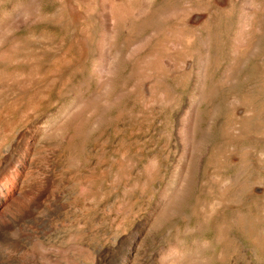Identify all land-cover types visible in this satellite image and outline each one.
<instances>
[{"label":"rangeland","instance_id":"374dc122","mask_svg":"<svg viewBox=\"0 0 264 264\" xmlns=\"http://www.w3.org/2000/svg\"><path fill=\"white\" fill-rule=\"evenodd\" d=\"M220 1L0 0V264H264V0L248 50Z\"/></svg>","mask_w":264,"mask_h":264},{"label":"bare ground","instance_id":"6f19581e","mask_svg":"<svg viewBox=\"0 0 264 264\" xmlns=\"http://www.w3.org/2000/svg\"><path fill=\"white\" fill-rule=\"evenodd\" d=\"M237 2V10L239 11V15H238V25H237V30H236V33H235V36H234V46L237 50L239 49H242V48H245V49H250L251 48V42L249 43L246 39V34H247V31L250 29L251 27V20L249 21L248 19H250L249 17L251 16L250 14H252L253 12L255 13V6L253 5L252 3V0H235ZM225 2V0H221L219 3L223 4ZM262 5V3L260 4ZM264 5H262V8ZM264 10V9H263ZM257 11V10H256ZM259 11V10H258ZM253 13V15H254ZM257 13V12H256ZM179 9L177 8H172L171 10H169V12L166 14V17L167 18H170V19H177L178 16H179ZM257 16V15H256ZM252 18V16H251ZM255 17L253 16V19ZM255 21V20H253ZM258 22V21H257ZM254 23V22H253ZM161 28V27H160ZM160 28H157L154 32V34H158L161 32V29ZM258 28L257 24L256 25H253L252 27V30L257 31L256 29ZM160 29V31H159ZM248 36H250L249 34H247ZM252 35V34H251ZM164 37L163 39L159 40L161 41L160 44H159V49L157 50V52L160 50V48L162 49H166V50H171V51H178L179 48H181V42L179 40V36L176 32V30L174 28L172 29H169L165 32L164 34ZM249 38V37H248ZM160 52V51H159ZM159 59V58H158ZM159 61H161L160 63H162L164 60L163 59H159ZM171 61V65H176L177 66V62L173 59L170 60ZM169 61V62H170ZM235 65V64H234ZM171 66V67H173ZM162 66L159 67V70L161 69ZM230 69V68H229ZM199 72V71H197ZM200 72H203V71H200ZM199 74V73H198ZM228 75V74H227ZM200 76V75H199ZM204 76V75H203ZM198 77V76H197ZM200 78V77H198ZM204 80V79H203ZM200 81V80H199ZM228 81V80H227ZM201 83V82H200ZM190 121V120H189ZM186 132V131H185ZM191 137V139L193 138V132H192V127L189 128V133H188ZM184 136V135H183ZM187 140V139H186ZM4 158V157H3ZM2 158V159H3ZM12 158V156H11ZM14 158V157H13ZM13 160V159H12ZM12 166H14V168H18L19 167V161L17 159H15L12 163H11ZM33 165V164H32ZM4 165H2V163L0 164V173H1V170L3 168ZM6 170V169H5ZM9 170V169H8ZM14 170V169H13ZM12 170V171H13ZM17 173V172H16ZM15 173V174H16ZM14 175V174H13ZM12 175V176H13ZM19 175V173H18ZM17 176V174H16ZM13 178V177H12ZM18 178V177H16ZM15 179V178H14ZM16 180V179H15ZM21 180V179H20ZM14 181V180H13ZM12 181V182H13ZM24 181V180H23ZM18 182V181H17ZM11 184V183H10ZM227 182L223 183L221 185V191L223 192V189L227 186ZM3 184L0 183V203L2 201V186ZM9 186V184H7ZM18 185V184H17ZM13 186V185H12ZM15 186V185H14ZM4 187V185H3ZM20 187V186H19ZM24 187V186H23ZM31 187V186H30ZM9 188V187H8ZM13 190V188H11ZM29 189V188H27ZM4 190H5V187H4ZM3 190V191H4ZM227 190V189H226ZM17 191V190H16ZM19 191H22V190H19ZM8 192V191H7ZM6 192V193H7ZM166 192V191H165ZM164 192V193H165ZM13 193V192H12ZM17 193V192H16ZM18 194V193H17ZM16 194V195H17ZM35 194V193H34ZM163 194V193H162ZM8 195V194H7ZM15 195V196H16ZM24 195V194H22ZM13 196V197H15ZM19 196V195H18ZM6 196H4L5 198ZM3 200L5 201L6 199ZM25 198V197H24ZM28 198V197H26ZM164 198H166L164 196ZM162 199V202H165L166 199ZM23 201V200H22ZM10 202V201H9ZM21 202V201H19ZM18 202V203H19ZM22 203V202H21ZM24 203V201H23ZM27 203V202H26ZM25 203V205H26ZM163 204V203H162ZM11 205V204H10ZM13 205V204H12ZM19 205V204H18ZM34 206V205H33ZM21 207V206H20ZM27 207V206H26ZM32 207V206H31ZM18 208V207H17ZM21 209V208H20ZM34 209V208H33ZM10 210V209H9ZM22 211V210H21ZM21 211L20 214H21ZM3 212V211H2ZM17 215V214H15ZM4 216V215H3ZM24 217V216H23ZM64 218V217H63ZM25 219V218H24ZM59 221V220H58ZM8 227L5 228V224H3V219L0 218V242L2 241V238L5 236V234H7L6 230L10 228V232H9V236H10V241L8 244H10L12 246V249L17 252V248L19 246V224H20V219L19 217L17 216H8ZM23 233V232H22ZM79 233V232H78ZM56 236V235H55ZM59 236V235H58ZM63 236V235H62ZM29 240V239H28ZM64 240V239H63ZM24 241V240H23ZM30 242V241H29ZM44 242V241H43ZM55 245V244H54ZM66 245V244H65ZM59 246V245H58ZM35 247V246H34ZM171 247H174V246H171ZM43 248V247H42ZM35 249V248H34ZM128 249V248H127ZM130 249V247H129ZM129 249L127 250V253L129 251ZM132 250V249H131ZM40 251V250H39ZM126 251V250H125ZM114 252V251H113ZM130 252V251H129ZM167 254V253H166ZM169 255L166 257L165 259V264H187V261H188V256H190L188 253H185L184 251H182V249H180L179 247H177V245L171 250V253H168ZM7 256V255H6ZM130 257V256H129ZM56 258V257H55ZM58 258V257H57ZM56 258V259H57ZM60 258V257H59ZM123 258V257H122ZM126 258V256L124 257ZM47 259V258H46ZM45 259V260H46ZM51 259V258H50ZM41 260V259H39ZM127 260V259H126ZM125 260V261H126ZM4 261V260H3ZM48 261V260H47ZM51 261V260H50ZM128 261V260H127ZM61 262V261H59ZM1 263V262H0ZM42 263V262H40ZM48 263V262H47ZM63 264V262H61ZM123 263L126 264V262L123 261ZM44 264V263H43ZM56 264V263H55ZM129 264V263H128Z\"/></svg>","mask_w":264,"mask_h":264}]
</instances>
